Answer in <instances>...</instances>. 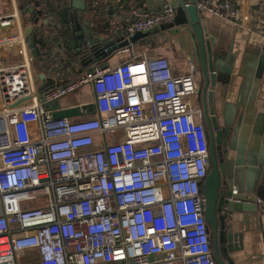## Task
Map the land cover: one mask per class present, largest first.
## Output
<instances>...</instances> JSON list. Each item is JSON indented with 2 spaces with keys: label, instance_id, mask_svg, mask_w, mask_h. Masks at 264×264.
<instances>
[{
  "label": "built area",
  "instance_id": "built-area-1",
  "mask_svg": "<svg viewBox=\"0 0 264 264\" xmlns=\"http://www.w3.org/2000/svg\"><path fill=\"white\" fill-rule=\"evenodd\" d=\"M196 7L239 17L236 0ZM175 16L171 2L137 8L126 37ZM15 19L0 15V30ZM258 29L264 35L263 17ZM25 46L23 31L0 33V53L18 48L25 57ZM199 74L191 58L175 75L167 56L145 51L95 64L41 97L29 59L0 60V264L30 251L31 264H218L202 193L210 150ZM86 85L94 109L72 105L78 116L54 118L51 105Z\"/></svg>",
  "mask_w": 264,
  "mask_h": 264
},
{
  "label": "crops",
  "instance_id": "crops-1",
  "mask_svg": "<svg viewBox=\"0 0 264 264\" xmlns=\"http://www.w3.org/2000/svg\"><path fill=\"white\" fill-rule=\"evenodd\" d=\"M166 2L172 3V0H0V15L16 14L14 23L2 28L0 33L23 31L26 37L25 57L15 48L1 52L0 60L15 63L29 59L32 81L41 97L52 86L82 76L95 64L113 66L126 61L132 54L137 56L145 51L152 56H167L174 74L181 75L193 53L191 35L186 29L174 24L169 27L172 22L163 23L150 30L152 33L148 38L125 46L119 45L126 40V35H121L115 43L110 37L125 30L135 9L160 8ZM236 3L237 18L204 15L208 38L212 39L217 52L230 53L229 61L233 66L229 83L211 89L216 93V113L221 127L225 126L223 111L228 105L229 122L237 135L236 147L242 145L246 152L242 187L249 189L248 195L255 197L259 206L255 213L238 211L230 215L233 231L242 233V247L231 252L230 257L233 264H264V35L258 29L264 18V0H236ZM82 5H85L84 9L77 8ZM84 27L101 33L100 36L110 42L104 45V49H109L106 54L88 52L89 35L81 32ZM102 29L110 34H104ZM80 38H83L81 50ZM97 46L100 50L103 45L98 42ZM120 47H126L128 51L116 54V48ZM259 63L262 71L256 79L254 74ZM60 64L65 69L61 75L57 72ZM200 83L199 74L198 88ZM251 84H256L258 91L253 100L250 99ZM195 99L199 102L198 95ZM93 100L92 86L86 85L75 93L72 101L61 99L55 106L68 108L91 103L89 108L92 110ZM235 155L236 152L231 151L229 156L234 159ZM30 253L35 254L34 251Z\"/></svg>",
  "mask_w": 264,
  "mask_h": 264
},
{
  "label": "water",
  "instance_id": "water-1",
  "mask_svg": "<svg viewBox=\"0 0 264 264\" xmlns=\"http://www.w3.org/2000/svg\"><path fill=\"white\" fill-rule=\"evenodd\" d=\"M172 4L176 9V16L174 21L168 26L171 27L173 24L180 26L191 35L193 44L191 59L193 61L196 60L201 76L200 87L197 91L198 101L211 120L208 127L211 139L209 147L210 171L203 184L208 232L212 235L213 252L217 263L233 264L230 254L242 247V233L233 231L232 222L229 220L230 215L238 211L255 213L258 211L259 206L256 198L248 195L250 193L249 189L242 187L246 152L242 145L236 147L237 135L229 122L231 116L227 108L228 105H225L223 111L225 126L221 127L216 113V93L211 89V87L217 89L221 85L229 83L232 79L233 66L231 67L229 61L231 55L230 53L221 54L216 51L212 39L208 38V26L204 19V14L196 7V0H172ZM77 8L84 9L85 5L77 6ZM81 32H86L89 35L86 41L88 52L90 51L94 54L102 53V55L106 53L104 47L109 45L110 42L104 39V36H100L101 33H94L92 29L87 27H84ZM151 33L152 31L136 32L126 38L119 46L129 45L140 39L148 38ZM121 35H126L125 30L110 35V37H113L115 43ZM79 42V50H81L83 38H80ZM98 42L103 45L100 50L97 49ZM218 49L221 50L222 47ZM261 71L262 64L259 63L254 74L256 79L260 78ZM257 95L256 84H251L250 99H256ZM51 108L56 109L53 113L56 119L75 117L80 112L78 107L57 109L56 106L51 105ZM231 151L236 152L234 159L229 156ZM234 186L238 189L236 194L233 193Z\"/></svg>",
  "mask_w": 264,
  "mask_h": 264
},
{
  "label": "flooded vegetation",
  "instance_id": "flooded-vegetation-1",
  "mask_svg": "<svg viewBox=\"0 0 264 264\" xmlns=\"http://www.w3.org/2000/svg\"><path fill=\"white\" fill-rule=\"evenodd\" d=\"M193 62L196 65V67H198V65L196 63V60H194ZM201 108H202V121H203L204 126L206 128V135H207L208 144H209V147H210L211 139H210L208 127H209V124H210L211 120H210V117H209L208 113L206 112V110L202 106H201ZM209 159H210V157H209Z\"/></svg>",
  "mask_w": 264,
  "mask_h": 264
},
{
  "label": "rangeland",
  "instance_id": "rangeland-1",
  "mask_svg": "<svg viewBox=\"0 0 264 264\" xmlns=\"http://www.w3.org/2000/svg\"><path fill=\"white\" fill-rule=\"evenodd\" d=\"M78 93H79V91H78ZM74 95H75V93H74V94H70V95L64 97L63 100L65 99V100L72 101ZM231 167H232V166H231ZM34 258H35L34 254H32V253L30 254V253H29V254H27L26 256H24L22 259H20V260L18 261V264H31L30 262L32 261V259H33V261H34Z\"/></svg>",
  "mask_w": 264,
  "mask_h": 264
},
{
  "label": "trees",
  "instance_id": "trees-1",
  "mask_svg": "<svg viewBox=\"0 0 264 264\" xmlns=\"http://www.w3.org/2000/svg\"><path fill=\"white\" fill-rule=\"evenodd\" d=\"M63 16H64V18H65L66 20L68 19L67 14L64 13ZM62 18H63V17H62ZM101 31H102L104 34H108V33H110L108 30H103V29H102ZM106 53H107V52H106ZM106 53H105V54H106ZM93 107H94V106H92V109H93ZM202 193H203V187H202ZM212 242H213V240H212Z\"/></svg>",
  "mask_w": 264,
  "mask_h": 264
}]
</instances>
